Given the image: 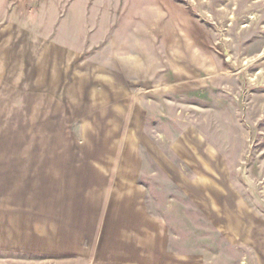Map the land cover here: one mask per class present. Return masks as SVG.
Returning <instances> with one entry per match:
<instances>
[{
    "label": "rangeland",
    "instance_id": "1",
    "mask_svg": "<svg viewBox=\"0 0 264 264\" xmlns=\"http://www.w3.org/2000/svg\"><path fill=\"white\" fill-rule=\"evenodd\" d=\"M0 264H264V0H0Z\"/></svg>",
    "mask_w": 264,
    "mask_h": 264
}]
</instances>
